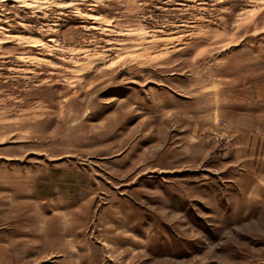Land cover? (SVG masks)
<instances>
[{"label":"rangeland","instance_id":"obj_1","mask_svg":"<svg viewBox=\"0 0 264 264\" xmlns=\"http://www.w3.org/2000/svg\"><path fill=\"white\" fill-rule=\"evenodd\" d=\"M0 264H264V0H0Z\"/></svg>","mask_w":264,"mask_h":264}]
</instances>
